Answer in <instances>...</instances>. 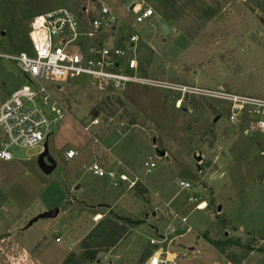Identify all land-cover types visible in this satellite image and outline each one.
Masks as SVG:
<instances>
[{"label":"rangeland","instance_id":"obj_1","mask_svg":"<svg viewBox=\"0 0 264 264\" xmlns=\"http://www.w3.org/2000/svg\"><path fill=\"white\" fill-rule=\"evenodd\" d=\"M205 1L218 15L195 39L188 38L180 24H170L172 33L165 39L157 20L137 23L131 10L133 5L152 8L155 0H0V49L12 55L31 53L28 33L37 15L58 7L80 11L104 6L117 19V39L136 35L155 51L150 79L209 90L225 84L230 93L264 99V13L248 0ZM25 84L14 62L0 60V105ZM47 88L66 112L49 138L56 168L50 174L39 168L40 148L14 147V159L0 161V189L8 197H0V235L8 237L3 248L10 256L1 255L0 264H61L69 252L79 251L80 241L96 224L92 226L86 206L114 204L120 195L131 193L129 183L136 177L148 188L150 203L138 202L131 194L121 211L146 223L113 255L102 254L93 264H140L151 241L157 243L151 247L161 251V259L166 252L177 256L173 264H224L215 249L198 239L211 228L213 238L228 235L264 244L261 134L246 135L242 124L231 125L228 111L215 122L214 110L220 113L221 108L215 102L186 100L178 109L175 99L159 88L128 85L120 98L136 114L131 120L120 112L105 116L100 104L108 95L79 83L64 84L62 91ZM94 120L99 125L92 126ZM70 150L79 155L68 161L65 154ZM150 158L156 168L147 172L144 164ZM93 164L114 173L116 180L94 176L89 171ZM121 175L130 182L121 184ZM181 183L190 188L182 189ZM190 198L210 206L196 210ZM157 207L163 211L156 212ZM55 210V218L31 224ZM222 214L229 221L226 231L216 229L223 224ZM244 264H264V258L253 253Z\"/></svg>","mask_w":264,"mask_h":264},{"label":"built area","instance_id":"obj_2","mask_svg":"<svg viewBox=\"0 0 264 264\" xmlns=\"http://www.w3.org/2000/svg\"><path fill=\"white\" fill-rule=\"evenodd\" d=\"M136 22L154 18L156 14L150 7L142 8L134 5L132 9ZM117 19L112 12L104 7L92 9L58 7L45 14L33 18L29 27L31 53L17 55L4 53L0 49V60L14 62L26 81L8 94L0 105V161L10 162L14 159L11 149L14 147L34 150L43 149V145L53 134L57 121L61 120L65 111L53 98L47 85L55 91H62V85L69 82L79 83L92 92L108 96L121 97L129 84H139L159 88L173 96H179L175 106L181 109L186 100L211 101L221 106L220 113L229 112L228 121L233 126L242 124L244 132L259 133L264 139V99L233 94L226 87L220 90L175 84L168 81H157L142 74L136 57L137 45L141 38L136 35L115 37ZM92 126L99 125L97 120ZM124 127V124H121ZM90 128L85 131L89 132ZM94 143L98 144L95 136ZM262 154L264 155V145ZM79 154L68 151L66 160L75 159ZM147 172L156 168L149 159L144 164ZM89 171L97 177L108 176L116 180L112 172L106 173L98 165L90 166ZM121 184L130 182L127 176L119 177ZM129 183L131 189L136 182ZM184 190L189 184L181 183ZM200 199L190 198L189 202L197 203L196 210H201ZM169 210V209H167ZM163 208L157 207L156 212ZM181 222L187 224V219ZM174 232V228L171 229ZM8 237L0 238V256L6 254ZM60 240L57 239L56 242ZM151 246L157 243L151 241ZM161 251H155L149 258V264H170L167 258L161 259ZM230 264V263H227Z\"/></svg>","mask_w":264,"mask_h":264},{"label":"trees","instance_id":"obj_3","mask_svg":"<svg viewBox=\"0 0 264 264\" xmlns=\"http://www.w3.org/2000/svg\"><path fill=\"white\" fill-rule=\"evenodd\" d=\"M257 10L264 13V0H248ZM156 17L163 22L170 24H180L182 32L190 39H195L214 18L218 15V9L207 4L205 0H155L152 5ZM76 10V9H75ZM77 11V10H76ZM193 15L195 19L184 20V16ZM138 62L141 67L142 74L148 76L155 57V51L148 46L145 41H140L137 45ZM165 92V91H164ZM166 97L179 99V96H173L171 93L165 92ZM196 99H192L195 101ZM100 109L105 116L112 117L117 113H122V117L127 120L133 119L135 113L129 112L123 105L120 97L108 96L100 104ZM214 109V108H213ZM215 120L221 118V113L214 110ZM260 183H264V171L259 176ZM133 198L143 204L150 203V194L148 188L139 180L130 189ZM0 197L8 199V197L0 189ZM205 202V201H203ZM210 203H207L208 208ZM223 224L216 229L226 231L229 227V221L225 216ZM220 215L216 216L219 218ZM146 222L119 215L115 210H109L92 229L84 236L79 243V251H71L61 264H93L102 254H110L115 252L142 224ZM206 231L198 235V239H202L215 249L230 264H244L248 257L253 253H258L264 258V244L260 245L257 240L249 238L245 241L232 238L226 235L225 238H213V233ZM6 237L0 235V238ZM153 255V251L146 249L142 254L140 264L146 262Z\"/></svg>","mask_w":264,"mask_h":264},{"label":"crops","instance_id":"obj_4","mask_svg":"<svg viewBox=\"0 0 264 264\" xmlns=\"http://www.w3.org/2000/svg\"><path fill=\"white\" fill-rule=\"evenodd\" d=\"M134 6V5H133ZM140 6V5H139ZM158 18L156 17V19L155 20H157ZM158 21V20H157ZM171 33H172V31H171ZM171 33H170V35H171ZM160 34V33H159ZM161 35V34H160ZM169 35V36H170ZM168 38V37H167ZM164 78H166V77H164ZM223 87H226V85L225 84H223ZM8 96V95H7ZM132 113V112H131ZM50 138V137H49ZM49 138H48V140H47V142H48V144H49ZM162 156L163 157H165V153H163L162 154ZM161 156V157H162ZM129 192H130V188H129ZM130 195H131V193H129L128 195H124V194H122V195H120L119 196V198H118V200L117 201H115V203L114 204H109V203H104V204H101V205H96V206H94V205H87L86 207L88 208V210H90L89 212H91L92 213V215L91 214H88L90 217H91V222H92V226H93V224H95V223H97L98 221H99V219H97L98 217H100V219H102V217L103 216H105L107 213H108V211L109 210H115L119 215H121V216H125V217H129V216H127V215H124V213L125 212H123L122 213V211H121V207H122V205H123V203H124V200L126 199V198H128L127 196H129L130 197ZM131 199V198H130ZM131 200H133V199H131ZM136 205H138V204H136ZM206 207H207V205H206ZM145 210V209H144ZM119 211H121V213L119 212ZM143 211V210H142ZM153 213H154V211L152 212V216L154 217V215H153ZM146 214V213H145ZM131 218H134V216H131ZM147 218H148V215H146V220H147ZM92 228V227H91ZM91 230V229H90ZM188 231H189V229H188ZM202 240V239H201ZM205 242V241H204ZM152 247H155V246H152ZM151 247V245H149V250H152L153 251V254H154V252L156 251V250H154L153 248ZM120 248V247H119ZM118 248V249H119ZM117 249V250H118ZM146 249H148V247H146ZM146 249L144 250V252L146 251ZM116 250V251H117ZM115 251V252H116ZM115 252H113V253H110V254H114ZM143 252V253H144ZM142 253V254H143ZM165 258H167L170 262H172L171 264H173L174 263V261L176 260V258H177V256L176 255H169L167 252L165 253ZM149 260V259H148ZM222 261H224V264H227L226 263V261L224 260V258L222 257ZM147 262V261H146Z\"/></svg>","mask_w":264,"mask_h":264},{"label":"water","instance_id":"obj_5","mask_svg":"<svg viewBox=\"0 0 264 264\" xmlns=\"http://www.w3.org/2000/svg\"><path fill=\"white\" fill-rule=\"evenodd\" d=\"M132 9H133V6L131 7V10ZM157 20H158L159 33L161 34L162 37H164L166 39L170 35L172 29H171L170 25L163 22L160 18H158ZM217 121L218 120H215V122H217ZM38 166L45 174L52 173L56 168V164L49 154V148H48V142L47 141L43 145L42 152L38 156ZM220 212H221V208L218 209V213H220ZM58 213H59V211L55 210V211H52L49 213L41 214L38 217H36L31 222V224L38 221L39 219L55 218L58 215ZM153 215L155 216L156 213H153Z\"/></svg>","mask_w":264,"mask_h":264},{"label":"bare ground","instance_id":"obj_6","mask_svg":"<svg viewBox=\"0 0 264 264\" xmlns=\"http://www.w3.org/2000/svg\"><path fill=\"white\" fill-rule=\"evenodd\" d=\"M205 208H206V204H205V202L201 203V209H205ZM97 219L100 220V217H98Z\"/></svg>","mask_w":264,"mask_h":264}]
</instances>
